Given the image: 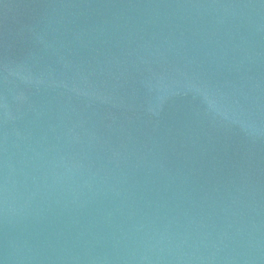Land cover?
<instances>
[{"label": "water", "instance_id": "obj_1", "mask_svg": "<svg viewBox=\"0 0 264 264\" xmlns=\"http://www.w3.org/2000/svg\"><path fill=\"white\" fill-rule=\"evenodd\" d=\"M0 264H264V87L191 0H0Z\"/></svg>", "mask_w": 264, "mask_h": 264}]
</instances>
